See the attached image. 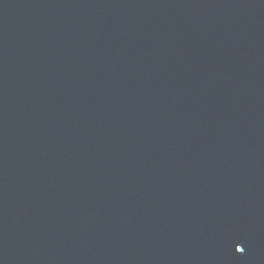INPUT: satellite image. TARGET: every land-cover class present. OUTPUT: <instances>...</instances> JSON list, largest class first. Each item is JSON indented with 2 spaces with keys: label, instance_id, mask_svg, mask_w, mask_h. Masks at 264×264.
Instances as JSON below:
<instances>
[{
  "label": "water",
  "instance_id": "95a60500",
  "mask_svg": "<svg viewBox=\"0 0 264 264\" xmlns=\"http://www.w3.org/2000/svg\"><path fill=\"white\" fill-rule=\"evenodd\" d=\"M0 264H264V0H0Z\"/></svg>",
  "mask_w": 264,
  "mask_h": 264
},
{
  "label": "snow or ice",
  "instance_id": "6c2138e0",
  "mask_svg": "<svg viewBox=\"0 0 264 264\" xmlns=\"http://www.w3.org/2000/svg\"><path fill=\"white\" fill-rule=\"evenodd\" d=\"M237 251H238V252H242V251H244V249L241 248V247H240V248L237 247Z\"/></svg>",
  "mask_w": 264,
  "mask_h": 264
}]
</instances>
